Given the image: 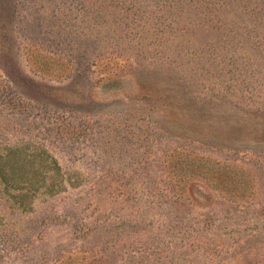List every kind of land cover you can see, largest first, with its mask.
<instances>
[{"label": "rangeland", "instance_id": "1", "mask_svg": "<svg viewBox=\"0 0 264 264\" xmlns=\"http://www.w3.org/2000/svg\"><path fill=\"white\" fill-rule=\"evenodd\" d=\"M205 3L0 0V264H264V27Z\"/></svg>", "mask_w": 264, "mask_h": 264}, {"label": "trees", "instance_id": "2", "mask_svg": "<svg viewBox=\"0 0 264 264\" xmlns=\"http://www.w3.org/2000/svg\"><path fill=\"white\" fill-rule=\"evenodd\" d=\"M205 9L210 7L215 24L225 21L230 27L249 25L251 28L264 27V0H204ZM226 16L224 19L222 17Z\"/></svg>", "mask_w": 264, "mask_h": 264}]
</instances>
